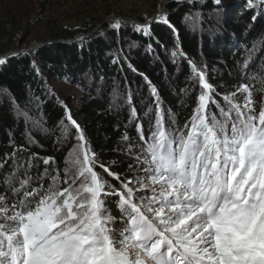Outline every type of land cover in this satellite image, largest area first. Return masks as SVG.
<instances>
[{"label":"snow or ice","instance_id":"snow-or-ice-1","mask_svg":"<svg viewBox=\"0 0 264 264\" xmlns=\"http://www.w3.org/2000/svg\"><path fill=\"white\" fill-rule=\"evenodd\" d=\"M255 51L246 49L245 82L232 90L217 91L189 60L195 107L179 120L157 96L135 140L122 137L126 172L99 162L67 105L53 150L71 128L77 142L62 168L30 151L31 134L27 146L13 141L0 159V170L11 161L0 171V264H264V67L251 73Z\"/></svg>","mask_w":264,"mask_h":264},{"label":"trees","instance_id":"trees-1","mask_svg":"<svg viewBox=\"0 0 264 264\" xmlns=\"http://www.w3.org/2000/svg\"><path fill=\"white\" fill-rule=\"evenodd\" d=\"M28 1L32 9H38L34 10L36 16L0 10V55L19 49L12 40L18 32L23 33L19 45L28 47L26 37L42 32V36H35L41 44L0 57V159L12 152L13 141L27 146V135L31 134L36 143L30 151L55 156L62 168L64 157L77 142L76 130L71 128L69 140L59 152L53 150L61 121L68 123L67 105L99 162L110 166L116 161L123 167L112 166V170L126 172L122 137L127 134L135 140V125L146 126L144 113L149 107L155 112L157 96L161 109H171L179 120L195 107L190 95L198 94L200 86L196 84L194 93L185 91L192 89L196 79L189 60L217 91L232 90L245 82L242 64L246 49L254 44L251 73L264 67L262 0H220L219 4L216 0H167L161 5L154 0L155 11L150 15L115 13L113 8L81 0L71 5L75 22L50 17L48 0ZM39 12L48 16L44 19ZM161 14L167 15L168 23L156 20ZM120 16L139 23L152 17L147 34L136 29L137 23ZM117 19L121 26L114 29L111 24ZM81 32L84 35L76 37ZM173 52L183 55L173 56ZM18 107L41 120L43 126L25 121ZM10 165L11 161L0 171L7 172ZM110 182L119 187L115 180Z\"/></svg>","mask_w":264,"mask_h":264},{"label":"rangeland","instance_id":"rangeland-1","mask_svg":"<svg viewBox=\"0 0 264 264\" xmlns=\"http://www.w3.org/2000/svg\"><path fill=\"white\" fill-rule=\"evenodd\" d=\"M37 1H39V0H37ZM48 1L49 2L47 5L52 6V10L50 12L51 13L50 17L55 18V19L67 18L66 20L68 22L77 21L74 19V17H72V16H74V15H72L74 12H72L71 5L73 2L76 4L77 2H79L81 0H48ZM89 1L94 3V4H97V5L101 4L102 6H105L106 8H113L115 13H118L121 11L125 12L126 14H134V13L140 12V13H144V14H148V15L152 14V13H150L151 11H155L153 4L156 2L154 0H89ZM164 2H167V0H158L157 5H159V4L161 5V3H164ZM4 8L6 9L7 12H13L16 15L18 14V15H22L24 17H27L29 15L31 17L36 16L35 15L36 11H34L36 9V7L32 9L28 0H0V10H2ZM36 10L38 11V9H36ZM156 10H157V8H156ZM159 12L160 11H158L157 14ZM39 14H41L44 17V19L46 18V16H48L47 14H45L43 12H39ZM114 16L115 15L110 16L107 19V21L109 19L114 18ZM116 16H117V14H116ZM120 17L122 19H125V17H123V16H120ZM151 18L149 17L144 23L149 22L151 20ZM70 20H74V21H70ZM135 20H133V21L135 22ZM138 25H149V24H138ZM38 35L42 36L41 30L36 32L35 35H31L29 37H26V42L30 45V47H28V45H23V46L19 45L21 43L23 33L21 31L18 32L14 37H12V40L15 42V46L17 45L19 47V49L13 50V51L14 52H18L21 50L28 51L32 47L41 44L42 42H40V40L35 37ZM80 35H84V34L82 32L78 33L76 35V37L80 36ZM3 41L7 42L6 39H3ZM26 47H28V48H26Z\"/></svg>","mask_w":264,"mask_h":264},{"label":"water","instance_id":"water-1","mask_svg":"<svg viewBox=\"0 0 264 264\" xmlns=\"http://www.w3.org/2000/svg\"><path fill=\"white\" fill-rule=\"evenodd\" d=\"M125 20V19H124ZM126 21V20H125ZM129 23H136L134 21H127ZM138 24H143V23H138ZM63 41V40H62ZM30 50V49H29ZM25 50H21V51H18V52H24ZM13 51H10L9 53L5 54V55H0V56H7L8 54L12 53Z\"/></svg>","mask_w":264,"mask_h":264}]
</instances>
